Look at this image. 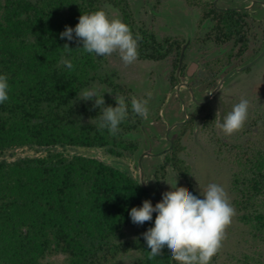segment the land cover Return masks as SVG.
<instances>
[{
	"label": "trees",
	"instance_id": "1",
	"mask_svg": "<svg viewBox=\"0 0 264 264\" xmlns=\"http://www.w3.org/2000/svg\"><path fill=\"white\" fill-rule=\"evenodd\" d=\"M184 1L200 9L189 48L206 51L211 43L220 46L231 41L239 46L234 56L242 55L248 10L219 9L207 0ZM107 6L119 10L134 37H142L139 58L169 60L168 85L173 87L181 41L158 40L153 30L135 25L127 0H0V74L7 75L10 85L9 99L0 104V264H115L130 253L135 255L130 264H177L167 246L161 256L148 258L150 249L142 234L154 226L156 213L141 225L129 215L145 199L154 206L149 193L158 194L123 169L66 152L103 147L118 157L130 156L139 147L129 133L142 118L132 112L130 101H126L128 116L113 136L97 128L101 110L93 107L94 100L78 99L87 87L110 83L116 75L107 56L86 53L75 33L71 41L60 37L66 26L75 28L81 14L96 10L108 14ZM253 9L262 14L261 5ZM66 43L71 49L63 47ZM229 57L230 51L215 56L205 63V70L198 71L193 82L198 97L207 95L198 83L213 87L222 66L233 61ZM65 60L74 66L71 70ZM199 115L201 129L213 133L215 112L209 103L195 104L182 130L193 131ZM178 142L165 154L160 169L172 166L177 186L192 187L191 168L179 157ZM22 147L39 154L15 156ZM229 154L239 175L245 176L232 181L236 218L264 240V200L257 201V195L264 193V131L255 141L233 144ZM127 227L137 228L138 235L124 239Z\"/></svg>",
	"mask_w": 264,
	"mask_h": 264
},
{
	"label": "rangeland",
	"instance_id": "2",
	"mask_svg": "<svg viewBox=\"0 0 264 264\" xmlns=\"http://www.w3.org/2000/svg\"><path fill=\"white\" fill-rule=\"evenodd\" d=\"M131 15L136 25H143L147 30H153L156 38H176L182 44L189 39V44L185 50L186 58L184 64L191 60L199 62V70H205V63L218 55H224L230 51V60L233 61L222 66L215 78L217 82L229 71L242 65L258 55L264 46V6L258 3H251L252 0H215V5L219 8L228 6L246 7L249 16L246 19V48L239 57H235L238 45H233L231 41L223 45L208 46V50L202 51L197 47H191L193 32L199 16V7L189 6L184 0H127ZM212 2L213 0H207ZM264 1V0H259ZM262 6V14L258 16L254 6ZM110 18H120L119 10L116 7L107 6ZM226 58V55L224 56ZM109 64L115 68L116 75L107 83H95L86 89H96L102 94L104 100L109 101V105L115 107V96H123L126 101L131 102V97L148 100L149 117L148 120L141 119L138 128L130 134V137L138 141V150L132 155L114 156L105 152L103 147H75L66 149L69 154L79 153L84 156L98 158L110 165L123 169L134 176L140 178V168L138 160L143 152H149L142 158V176L146 185L155 191L162 199V193L171 190L169 184H174L176 175L172 166L166 165L160 169L164 162V156L168 143L165 139L166 128L171 122L178 120L176 116L170 115L168 110L175 107L180 99L177 91L183 98L186 112L194 109L192 98H189L186 87L183 83L190 84L189 79L183 75L178 76V83L175 87H169L168 76L171 71L168 59L152 60L137 59L130 65H125L118 53L107 56ZM210 85L199 86L203 93H209L215 87ZM151 93L148 97L147 93ZM195 97H198L194 91ZM242 98L249 101L248 118L244 127L231 136H225L222 130L217 127L218 122L223 121V117L232 110L234 104ZM210 108L215 112L213 133H208L199 126V117L194 122V130L177 129V139L175 141L181 146L179 157L191 168L190 180L192 187L184 186L189 192L196 193L198 198H203L200 191L206 189L210 183H216L224 187L228 198L233 199L235 190L232 181L235 176H240V181L245 176L239 175L240 169L231 163L229 148L235 144L242 146L248 140L255 141L264 131V53L251 66L246 69L231 74L218 89L215 95L209 100ZM189 108V110H188ZM178 115V111L176 112ZM170 128L167 136L170 137ZM174 144V145H175ZM155 153V154H154ZM39 154L34 150L22 147L15 150V156H33ZM247 175V174H245ZM169 183V184H168ZM244 184V183H243ZM257 201L264 200V193L257 195ZM264 202V201H263ZM232 204V203H231ZM233 206V205H232ZM234 207V206H233ZM139 231L137 228L127 227L124 239L136 237ZM261 236H259L260 238ZM253 236V232L241 224L235 215L232 223L226 229V238L223 246L216 254L214 264H263L264 260V240L261 237ZM135 258L133 253L121 256L115 264H130ZM57 263L61 262V256L56 257Z\"/></svg>",
	"mask_w": 264,
	"mask_h": 264
},
{
	"label": "clouds",
	"instance_id": "3",
	"mask_svg": "<svg viewBox=\"0 0 264 264\" xmlns=\"http://www.w3.org/2000/svg\"><path fill=\"white\" fill-rule=\"evenodd\" d=\"M73 33L75 39L82 43L83 50L96 57L118 53L125 65L132 64L138 57V41L142 37L138 34L134 37L125 22L120 18H110L104 10L81 14L75 28L66 26L60 37L71 41ZM63 47L71 49L67 43ZM64 64L69 70L74 67L67 60ZM9 90L7 75L0 74V104L9 99ZM147 96L150 97L151 93ZM78 99L94 100L93 107L101 110L96 125L98 129H107L113 136L119 133V125L128 116V105L123 96H115V107L105 106L103 93L94 88L83 90ZM147 105V99L131 97L132 112L144 120L149 117ZM248 110L249 101L242 98L223 117V121L217 123V127L225 136L233 135L244 127ZM169 185L171 190L162 193L161 201L154 206L145 199L142 206L132 207L129 213L131 221L138 225L151 221L153 213H156L154 226L142 234L150 249L148 258L161 256L167 246L177 264H211L223 246L226 229L235 215L227 192L223 186L210 183L200 191L203 198H198L184 186L178 187L177 180Z\"/></svg>",
	"mask_w": 264,
	"mask_h": 264
},
{
	"label": "water",
	"instance_id": "4",
	"mask_svg": "<svg viewBox=\"0 0 264 264\" xmlns=\"http://www.w3.org/2000/svg\"><path fill=\"white\" fill-rule=\"evenodd\" d=\"M212 3L214 4L215 7H217L215 5V0L212 1ZM252 4L253 3H258V4H262V6H264V1H259V0H252L251 2ZM249 6H246V7H232V8H229V9H247ZM219 8V7H217ZM220 9V8H219ZM221 9H226V8H221ZM189 44V39H187L181 46V50H180V55H179V63H178V68H177V74L179 73L180 71V68H181V65H182V62H183V59H184V54H185V50L187 48ZM264 53V46L262 48V50L258 53V55L256 57H254L252 60L242 64V65H239L233 69H231L229 72H227L218 82L217 84L215 85V87L213 88V90L210 92L208 98L205 100V101H208L209 99H211L215 93L218 91V89L222 86V84L224 83V81L231 75L233 74L234 72H239V71H242L244 69H246L247 67L251 66L253 63H255ZM199 67V64L198 62L192 60L190 62V64L187 65L186 69H185V76L187 79H191L195 73V71L197 70V68ZM183 85L185 87L188 88V90L190 91L191 93V96L193 98V100H196L195 97H194V93H193V88L187 84V83H183ZM177 95L179 96L180 100H181V105H182V108H183V111L185 112V108H184V103H183V98L181 97V94L179 92V89L177 91ZM170 128V127H169ZM150 154L149 152H143L140 157H139V160H138V164H139V168H140V178H138L137 180L139 181V183L145 188V189H148V186L146 185L145 181H144V178L142 176V158L145 156V155H148ZM150 194V197L152 198V200L157 203L159 201H161V198L158 196V195H154L152 193H149Z\"/></svg>",
	"mask_w": 264,
	"mask_h": 264
},
{
	"label": "flooded vegetation",
	"instance_id": "5",
	"mask_svg": "<svg viewBox=\"0 0 264 264\" xmlns=\"http://www.w3.org/2000/svg\"><path fill=\"white\" fill-rule=\"evenodd\" d=\"M213 4V3H212ZM214 5V4H213ZM232 7H235V6H228V7H225V8H232ZM180 55V54H179ZM185 58H186V54H184V59H183V62H182V65H181V68H180V70L181 71H183L182 73H181V71H179V74H177V75H183V76H185V69H186V67H187V65L188 64H190V62L192 61H190V62H188L187 64H184V60H185ZM196 61V60H195ZM197 62V61H196ZM178 63H179V59H178ZM198 64H199V62H198ZM200 65V64H199ZM199 69H200V67H198L197 68V70L195 71V73H194V75H193V77L191 78V79H189V80H191L190 81V86L193 88V89H195L194 88V84H193V82H194V79H195V77L197 76V74H198V71H199ZM231 69H233V68H231ZM230 71V70H229ZM228 71V72H229ZM176 75V78H177V81H176V84L178 83V76ZM176 84L173 86V87H175L176 86ZM204 83L202 82V83H198V85L199 86H202ZM186 92H187V94H188V96H189V98H192V96H191V93H190V91L188 90V88L186 87ZM193 93H194V90H193ZM210 93V92H209ZM209 93H207V95L205 96V97H203V98H200V97H195V95H194V97H195V99L196 100H193V98H192V100H193V104H194V108H195V104L196 105H203V104H206V103H209V100L208 101H205L207 98H208V96H209ZM178 96V95H177ZM178 101V104L175 106V107H171L170 108V110H168V113L170 114V115H173V116H176L177 118H178V120H176L175 122H171V124L169 125V127H170V132H171V134H170V137H168L167 136V132H169V128L167 127L166 128V134H165V139H166V141H167V143H168V147H166V149H165V152H167V151H169V150H171V148L174 146V144H175V141H176V139H177V129H178V127L179 126H181L182 124H184L185 122H187V120L189 119V115H190V113L193 111V110H189V108H188V113L186 112V106H185V104H184V108H185V112L183 111V108H182V105H181V100L179 99V100H177ZM178 111V115L176 114V112ZM155 154V153H154Z\"/></svg>",
	"mask_w": 264,
	"mask_h": 264
}]
</instances>
